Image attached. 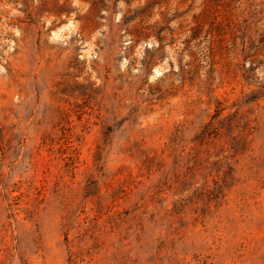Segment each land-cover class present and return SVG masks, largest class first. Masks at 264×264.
Here are the masks:
<instances>
[{
  "label": "rangeland",
  "instance_id": "rangeland-1",
  "mask_svg": "<svg viewBox=\"0 0 264 264\" xmlns=\"http://www.w3.org/2000/svg\"><path fill=\"white\" fill-rule=\"evenodd\" d=\"M0 264H264V0H0Z\"/></svg>",
  "mask_w": 264,
  "mask_h": 264
}]
</instances>
